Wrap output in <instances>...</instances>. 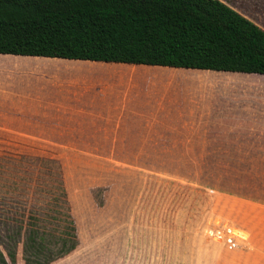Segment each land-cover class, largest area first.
<instances>
[{"label":"rangeland","instance_id":"obj_1","mask_svg":"<svg viewBox=\"0 0 264 264\" xmlns=\"http://www.w3.org/2000/svg\"><path fill=\"white\" fill-rule=\"evenodd\" d=\"M219 1L264 21V0ZM21 61L18 133L0 136V264H203L204 256L208 264L204 245L219 241L208 232L219 226L221 196L264 201V140L252 162L190 161L202 156L193 153L198 137L178 140L193 145L179 148L90 146L97 141L82 137L88 123H58V115L120 110L113 103L120 100L83 110L72 101L76 94H98L99 85L88 79L116 72L87 63ZM168 150L176 154L141 153ZM214 154L210 158H226Z\"/></svg>","mask_w":264,"mask_h":264},{"label":"crops","instance_id":"obj_2","mask_svg":"<svg viewBox=\"0 0 264 264\" xmlns=\"http://www.w3.org/2000/svg\"><path fill=\"white\" fill-rule=\"evenodd\" d=\"M259 9L261 5L257 3ZM243 17L264 31V21L259 17ZM18 60H22L21 64L43 61L53 66L65 62L87 63L116 72L109 75L113 78L100 76L105 79L102 81L88 79L86 83L99 85L98 94L88 98L76 94L72 101L83 110L85 106L114 105L109 99L120 100L113 102L121 106L120 110L90 108L89 112L78 115L64 114V118L58 115V123H88L90 126L85 130L89 133L82 137L97 141L90 142V146L179 148L193 145L178 140L193 142L198 137L199 150L193 153L202 156L190 161H258L259 138L264 140V75L0 54V74L5 77L0 80V136L18 133ZM26 68L33 71L32 67ZM62 100H57L58 105ZM143 105L152 108L143 109ZM165 106L169 107L166 111L162 109ZM141 153L156 157L161 153L175 155L176 151ZM214 153L226 158H210ZM125 161L178 160L128 158ZM220 200L223 204L217 229L229 227L230 236L228 240L226 235L222 236L216 244L208 240L207 248L204 245L208 264H264V201L226 194Z\"/></svg>","mask_w":264,"mask_h":264},{"label":"trees","instance_id":"obj_3","mask_svg":"<svg viewBox=\"0 0 264 264\" xmlns=\"http://www.w3.org/2000/svg\"><path fill=\"white\" fill-rule=\"evenodd\" d=\"M0 54L264 75V31L219 0H0Z\"/></svg>","mask_w":264,"mask_h":264},{"label":"built area","instance_id":"obj_4","mask_svg":"<svg viewBox=\"0 0 264 264\" xmlns=\"http://www.w3.org/2000/svg\"><path fill=\"white\" fill-rule=\"evenodd\" d=\"M208 235L211 238H215L216 240H220L222 238V236L226 235V240H228V237L230 236V229L227 226H221L220 230L219 229H217L216 231L210 230L208 232Z\"/></svg>","mask_w":264,"mask_h":264}]
</instances>
